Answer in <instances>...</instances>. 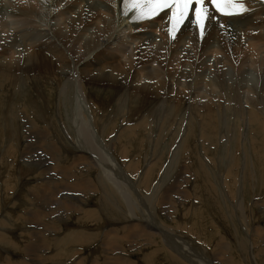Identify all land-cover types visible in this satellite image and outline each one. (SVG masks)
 <instances>
[{
	"label": "bare ground",
	"instance_id": "1",
	"mask_svg": "<svg viewBox=\"0 0 264 264\" xmlns=\"http://www.w3.org/2000/svg\"><path fill=\"white\" fill-rule=\"evenodd\" d=\"M120 5L118 0H0V105L3 104L0 127L2 131H11L14 144L9 153L12 160H7L5 167L14 161V155H18L14 161L17 162L20 158L17 150L24 143L20 170L25 165L32 172L36 168L40 170L36 184L28 189L24 195L26 199L20 203L21 211L16 219H10L16 211L13 209L18 206L15 202L10 217L4 216L2 220L8 227H20V237L28 240L23 245L22 259L14 261L6 256L4 264L66 263L79 254V245L94 243L97 238L104 239L101 251L91 264H138L132 256L139 250L134 249L133 241H145L153 247L161 243V248L165 247L164 250L169 252L172 263L206 264L209 259L207 264H224L223 260L228 257L221 250L227 246L222 236L217 243L219 254L212 253L208 257L205 247L208 244L202 245L199 238L189 234L191 231H187L190 236H186L178 234L182 229L175 228L180 231L176 233L169 225L170 232L165 230L158 210L166 212L165 201L172 193V187L162 193L161 181L153 183V188L148 186L159 165V147L164 146L161 144L167 137L168 144L176 142L187 117L179 153L187 149L191 138L199 135L204 146L196 155L211 153L213 157L219 152V155H238V147L245 143L250 145L246 150L251 155H264V7L227 18L231 22L238 19L234 25L210 16L203 36L194 22L187 20L172 39L167 35L163 15L148 21L142 26L144 30L134 31L139 26L129 24L134 12L122 10ZM146 29L153 32L147 40L144 38ZM156 30L161 32L164 42L157 39ZM254 30H258L256 35L250 32ZM207 56L213 63L208 62ZM28 82L33 86H28ZM31 90L36 92L35 107L28 103ZM16 94L23 96L17 99ZM85 104L88 108L77 114L76 110ZM64 105L69 106H66L68 112ZM52 106L54 110L49 113ZM89 114L100 137V141L93 144L88 123L83 119L89 118ZM121 123L126 126L123 124L118 129ZM248 131L250 139H247ZM36 132L56 134L45 139ZM35 135L38 140L34 143ZM225 136L228 140L223 142L221 139ZM20 137L23 140H19ZM140 139L142 145L135 154L132 145ZM148 145L152 147L154 161L146 162L143 167L134 156L146 152ZM209 145H214L211 150ZM119 155L125 157L126 163L119 161ZM173 158L177 162L182 157L178 154ZM3 168L0 167V181ZM92 171H96L97 178ZM232 175L231 172L228 176ZM5 184L8 190L10 185L7 181ZM188 192H181V200L176 202L178 205H171V213L190 198ZM95 194L99 197L97 207L91 201ZM27 198L29 204L24 207L22 204H26ZM236 204L239 207L240 204ZM73 213L81 216V224L92 223L101 230L85 233L72 231L74 227L65 231L62 220L68 221ZM166 213L171 217L168 211ZM102 215L105 226L100 225L104 221ZM114 223L121 224L118 227ZM0 239L1 245L10 251L23 248L3 233H0ZM46 239L51 241L50 245L59 242V246L48 253L45 250L48 244L42 243ZM71 243H74L73 250L69 247ZM8 244L10 246H6ZM124 245L133 251L127 253ZM256 245L252 243L250 254L253 253V257L250 255L246 259L249 262L254 258V262L256 259L260 264L261 257H257L264 255V249L258 254ZM64 247L70 256L64 255ZM43 248L45 252L41 255ZM160 251L152 248L147 262L157 259ZM247 261L241 259L244 264ZM88 262L87 256L69 264Z\"/></svg>",
	"mask_w": 264,
	"mask_h": 264
},
{
	"label": "rangeland",
	"instance_id": "2",
	"mask_svg": "<svg viewBox=\"0 0 264 264\" xmlns=\"http://www.w3.org/2000/svg\"><path fill=\"white\" fill-rule=\"evenodd\" d=\"M9 1H12V0H9ZM64 4L65 3L63 2V5ZM237 20L236 21H232V22L230 20L229 21L234 25L237 22ZM214 21H216V19ZM244 25L245 24H242L241 27H244ZM139 26H143V25H139ZM139 26H137V29H135V30H137V31L141 30ZM145 32H147V34L144 35V38H146V40H147L148 37H149V34L152 35L153 32H151L148 29H146ZM154 33H155V36H157V39L159 38V41L164 42L163 37L160 35L161 32L156 30ZM188 46L190 47L189 44H188ZM143 47H145V46H143ZM48 55H49V53H48ZM206 58H207L209 63H213L210 60L212 58H210L209 56H207ZM192 61L193 60H191V62ZM27 85L30 86V87L33 86V84H31L30 82H28ZM70 86L73 87V83L72 82H71ZM31 89L33 90V88H31ZM35 93H36L35 91H32L30 93L28 92V95L29 94L31 95V96H28V103L30 105L32 104L33 107L36 106V101H37V99L35 97ZM21 96H23V94H16L15 98L18 99ZM1 98L2 99L4 98V92L2 93ZM31 98L33 99L32 101H30ZM72 99L73 98L71 97V101H72ZM33 101H34V104H33ZM2 105H0L1 106L0 109L2 108ZM66 106H68V105H64L63 107L65 109V112H68V109H67ZM26 107L29 108L27 104H26ZM87 108L88 107L85 104V106L81 107L79 110H76V113L78 114L80 111H85ZM52 110H54L53 106H52L51 110L49 111V113ZM111 110H112V108L110 107L109 111H111ZM188 114H189V110L187 111L186 115H188ZM83 119H85L86 122L88 123L87 130L90 131L91 134H92V136H91L92 144L95 141H100V137L97 134L96 129L94 127L91 114H89V118H83ZM187 122H188V117H187V120L185 121V123H183L184 124L182 126L183 128H182V130H181L176 142H174L172 145L170 143L168 144L169 138L167 137L166 140L163 142V144H161V145H164V146H160L158 151H157V153H160L158 156L156 155L158 157V160H159V165L156 168L157 172L156 171L154 172V176H155V177H153L154 180L151 182V184L148 187L153 188V186H152L153 183L155 185L156 183H159V181H161V183H163L162 184V188H163L162 193L164 192V190L166 188H168L170 186L172 187L171 188L172 193L170 194V196L167 199V201H165V203H166L165 204V209H166V212L168 211L169 214L171 215V217L174 218L176 223H178V224H174L175 222L165 212L164 209H159L158 210L159 220H160L162 226L164 228L166 227L165 230H167L168 232H170L169 229L172 228V227H173L172 229H175V228L178 229L179 228V229H182L181 232L179 230H176V229L173 230V231L176 232V233L180 232V233H178L180 235L181 234L182 235H186V236L193 235L197 239L199 238L198 240L204 246H205V243H207L208 246H210V247L205 246L206 250L209 253L208 257L210 255H212V253L213 254L214 253L215 254H219V251L217 249V243L219 241L218 239L221 238V236H222L224 238V240L227 241V246L225 248L221 249V250H223L226 253V256L228 255V257H226L223 260L224 264H231V263L232 264H244L243 262H241V259H245L247 261L248 259H246V258L248 256L251 255L253 257V253L250 254L252 252V249H253L252 243L254 245L257 244L254 247L257 248L258 254H260V251L262 249H264V241H263V237H264V203H263L264 202V155H256L255 153H254V155H251L250 153H248L246 148L249 150L250 149V145L247 144V143H245V145L243 144V146L241 145L240 147H238L237 153L240 152L238 154L239 156L238 155H219L220 152L217 155H213V157H212L211 153H209V155H201V156L200 155H196L197 152H200L202 150V148H203L202 146H204L203 145V141L199 138V135L196 138H191L190 142L187 143V146H188L187 149H182V150H180V153H179L178 152V147H179V144H180V142H181V140H182V138L184 136L183 134H185V129L187 128ZM123 124L126 126L125 123H123ZM123 124L121 123L118 126V129L121 126H124ZM0 131H1L0 132V151H1L0 152V167H4L2 169V171H1V176H2L3 179H1L0 182L3 183V185H4V183H6V181H7L8 184L10 185V187L8 185V187H9L8 190H6L5 189L6 188V184L3 187V185L0 183V185H1V187H0V223H1L0 224V227H1L0 228V233H3L4 235L8 236V238L12 239L14 242L15 241L18 242L19 245L21 247H23V245L25 244V241L27 242L28 240L26 238H21L20 237V235H19L21 233L20 227H15V229L13 227L12 228L8 227V226H6L5 224L2 223V220H3L4 216H6L8 218L10 217L9 212H11V210H12L11 208L14 207L13 204L15 202L17 203L18 206H16V208L13 209V210H16V211L14 212V216H13V213H12V216L10 217V219L11 220L16 219L17 215H19V212L21 211L20 203L23 202L26 199L24 195L27 194L28 189L36 184L37 175H38L37 173H39L40 170H38L36 168V169H33L34 172H32L31 171L32 169L25 168L26 165L23 166L21 168V170H20L21 160H24L23 156H22V155H24L23 150H22L24 143L21 145L20 149L17 150L18 153H19V157H20L19 159L20 160L18 159L17 162H14L16 157H18V155H14V157H15V158H13L14 161L9 164V166H12V168L9 167V166L5 167L6 161L7 160H9V161L12 160V157H10L9 153L12 151L14 144H12V141H11L12 136H11V131L10 130H6L7 132L6 131H2V129L0 127ZM75 131H77V130L75 129ZM36 134L38 136L45 137V139H46V138H53L55 136L56 132H54V134H52V135L49 134V133L48 134H43L42 132H36ZM249 134H250V131H248V133H247V139H250ZM153 137H154V135H153ZM225 137H226V139H225ZM225 137H223L221 139L223 142H226L228 140V137L227 136H225ZM33 138H34V143H35L38 140V137H36V135H35ZM19 140H23V139L20 137ZM30 141H33V140H30ZM133 143L134 144L132 145L133 146V150L132 151H135V154H137L139 149H140V147H141V145H142V140L140 139V140H138V142L136 141V142H133ZM195 145H197V147H195ZM213 146L214 145H211V146L209 145L208 147L210 148V147H213ZM151 148L152 147H150L148 145V149L146 150V152L144 151V152H142V154L134 156V158H136L137 161L141 162L143 167H145V165L147 163L151 164V161L152 162L154 161L153 160L154 158H151L152 155L154 156L153 151H152ZM167 148H169V149H167ZM211 149L212 148H210V150ZM192 150H194V152H191ZM244 150H246V151H244ZM15 151H16V149H15ZM39 151L41 152V150H38V152ZM262 152H264V150H262ZM178 154L181 155L182 158H181L180 161L176 162L173 157L175 155H178ZM209 156H211V157H209ZM103 157H105L106 159H109L108 156H103ZM160 157H162V158H160ZM207 157H208V159H207ZM245 158H246V161H245ZM97 159L98 158L96 157V160ZM127 159L130 160V157L128 156ZM124 160H125V157H120V155H119V161L122 162V164H123ZM253 161H255V162H253ZM124 163H126V162L124 161ZM247 163H248V166H247ZM17 164H19V165H17ZM230 164H232L231 167H230ZM233 164H235V165H233ZM260 164H262V165H260ZM184 166H186V167H184ZM222 166H223V168H222ZM234 166H235V168H234ZM13 167H15V168H13ZM33 167H35V166H33ZM33 167H31V168H33ZM207 167H208V169H207ZM262 167H263V169H262ZM185 168H187V169H185ZM259 168H260L261 171L259 170ZM227 170H231V171H227ZM17 171H18V175H17ZM209 171H211V172H209ZM226 171L229 174H231V172H232L233 173L232 177L228 176L229 174ZM21 172H22L23 175L21 174ZM26 172H28V173H26ZM54 172H53V174H54ZM95 172L92 171V175L95 178H97ZM10 173H11V175H10ZM6 174L8 175V177H5ZM13 174L15 175V177L13 176ZM55 174H56V172H55ZM159 175H161V176H159ZM32 176H33V178H30ZM252 176H254V177H252ZM22 177L24 178V181L22 180L23 179ZM133 178H134V176H133ZM187 178H188V180H187ZM229 178L232 179V180H230ZM25 180H27V182ZM210 180H212V181H210ZM21 181H23L24 183L21 182ZM99 181L100 180L98 179V182ZM133 181L136 184L135 179H133ZM253 181H254V185H252ZM226 182H227V184H226ZM185 183H187V184H185ZM231 184H233V185L236 184V185L232 186ZM240 184H241V186H240ZM19 185L20 186L22 185L21 188H20ZM187 185H188V187H187ZM212 185H214L215 188ZM222 185H224V186H222ZM225 186L227 188L229 187L228 188L229 191L226 189ZM22 187H23L24 190L22 189ZM253 187L256 188V189H254ZM13 188H14V190H11ZM19 189H21V190L19 191ZM207 189L211 193H209L208 191L206 192ZM188 190H189V192H188ZM3 191L5 192V195H4ZM180 191L181 192L182 191H187L189 193V195H190V198L187 199L186 201H183V204H179L177 211L175 210L174 213H171L172 206L174 207L175 205H178V203L181 200V197H180L181 192ZM203 191H204V193H203ZM259 191H261V192H259ZM15 192L16 193L18 192V193L16 194ZM108 192H109V195H110V190H108ZM201 192H202V194H201ZM250 192H252V193H250ZM253 192H254V194H253ZM210 194H211V196H208ZM217 194H218V196H217ZM229 194H230V197H229ZM5 196H7L8 198L5 197ZM18 196H20V197H18ZM241 196H243V197H241ZM207 197H209V198H207ZM93 198L94 199L91 200V201L93 202L95 207H97L99 205L98 194H95L93 196ZM212 198H213V200L215 199L216 201L215 200L213 201ZM239 199H240V201H239ZM6 200H8V201H6ZM207 200L210 201L211 204ZM224 200H225V202H224ZM201 201H204V202H201ZM27 202H28V198L26 200V204H22V206H24V207L28 206L29 203L27 204ZM176 202H178V203L176 204ZM4 203H6V204H4ZM225 203H226V205H225ZM236 203H239L240 204L239 207L240 206L241 207L239 208ZM197 207H200V208L198 209ZM251 208H252V210H251ZM195 209H196V211H195ZM197 210H199V211H197ZM258 210H259V212H258ZM76 215H78V214L73 213L71 218L68 219V221L67 220L66 221L62 220V227L65 228L64 229L65 231L69 232L70 229H73L74 227H75V229H73L72 231H76V232H80L81 231V232H85V233H91V232L93 233V232H98V231L101 230L100 228H99L100 230L96 229L97 227L94 224H92V223L88 224V225L87 224L86 225L81 224V216L78 215L76 217ZM242 217H244V218H242ZM72 218L74 220H76V222L73 221ZM102 220H104V216L103 215H102ZM169 220H171V221H169ZM105 222H106V220L101 222L100 225L105 226V224H104ZM217 222H219V223H217ZM207 223H211V224L207 225ZM120 224L121 223H118V225H117V223H114V225L118 226V227L120 226ZM234 224H236V226ZM20 225H23V223H20ZM72 225H74V226H72ZM168 225L171 226V227L169 228ZM250 225H251V227H250ZM70 226H72V227L70 228ZM183 226H184V228H182ZM222 227L224 228V230H222L223 229ZM237 228L240 231H237L238 230ZM252 228H254L255 230L253 231ZM213 229L215 230V232L213 231ZM216 230H218V231H216ZM185 231H186V233H185ZM187 231H191L189 233L190 235H187ZM197 231L199 233H201V234H198ZM216 232H218V234ZM9 233H10V235H9ZM208 233L211 234V235H208ZM60 235H61V233H60ZM103 239L97 238V240L94 243H91V244H86L85 243V244L79 245V247H77V249L80 251L79 254L75 255L69 262L65 263V261H63L62 263H59V264H69L71 262H76L81 257H87V256H88V261H89L88 263L91 264V262L97 256V254H99V252L101 251L100 247H101ZM110 240H111V237H110ZM43 242L44 243L46 242L48 244V246L45 247L46 249L43 248L40 251V254L42 253L41 255L44 254L45 250L48 253L49 252H53V250L56 247L59 246L58 245L59 242L56 245H50L51 241H49V239L43 240L42 243ZM133 242L135 243L134 249H139L136 252H134V254L132 255L133 257L134 256L136 257V258L134 257L133 259H136L138 264H145V263L146 264H171L172 263V258L170 256L169 252L166 249L164 250L165 247L161 248V243H159L158 245L153 247L151 245L150 246L146 245L145 241H133ZM44 243H43V245L45 246ZM128 243H130V242H128ZM258 243H259V245H258ZM1 244H3V243H2V240L0 239V246L2 247V248H0V264H4L6 256H9L14 261L22 259V256L24 254V247L22 249H19V248L16 249L15 248V250L10 251L9 248L4 247ZM120 244H123V242H121ZM230 244H231V247H230ZM73 245H74V243H71L69 245L70 249H72V250L74 248ZM6 246H10V245L8 244ZM241 246H242V248H241ZM124 247H125L126 251H129L127 253H131L133 251L132 249L129 250V247L127 245H124ZM207 247H208V249H207ZM239 247H240V250H239ZM152 248L155 249V250L161 249L162 251L159 252L160 255H158L157 259L154 258L150 262H147V258H148L147 256L150 254ZM63 251H64V255L65 256H70V254H66L68 251H67V249L65 247H64ZM161 253H164V254H161ZM116 254H118V252H116ZM29 258H31V257H29ZM257 258H260V260H261L260 264L264 263L263 262L264 261V255H260ZM228 259H229V262H228ZM232 259H233L234 263L232 262ZM139 260H141L142 262L139 261ZM103 261H104L103 259L100 260L101 263ZM235 261H236V263H235ZM256 261L257 260L255 259V262H254V258H252V261L251 260L249 262L247 261L248 262L247 264H257ZM207 262H209V259L207 260ZM207 262H205V263L207 264ZM172 264H181V263H172Z\"/></svg>",
	"mask_w": 264,
	"mask_h": 264
},
{
	"label": "snow or ice",
	"instance_id": "3",
	"mask_svg": "<svg viewBox=\"0 0 264 264\" xmlns=\"http://www.w3.org/2000/svg\"><path fill=\"white\" fill-rule=\"evenodd\" d=\"M131 3L136 8L139 18L150 19L165 10L171 11L170 22L172 28L170 33L175 31L178 25L187 18L193 5H195V22L200 28L201 36L204 35L206 21L211 16L208 0H131ZM210 3L217 13L223 15L231 16L248 11L243 0H210Z\"/></svg>",
	"mask_w": 264,
	"mask_h": 264
}]
</instances>
